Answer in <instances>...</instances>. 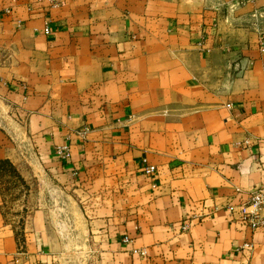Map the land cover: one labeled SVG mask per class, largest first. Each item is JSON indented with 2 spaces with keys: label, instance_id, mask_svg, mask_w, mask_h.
Here are the masks:
<instances>
[{
  "label": "crops",
  "instance_id": "obj_1",
  "mask_svg": "<svg viewBox=\"0 0 264 264\" xmlns=\"http://www.w3.org/2000/svg\"><path fill=\"white\" fill-rule=\"evenodd\" d=\"M0 47V160L27 186L20 144L63 196L69 261L264 264L238 220L264 183V0H0ZM21 191L15 227L0 186V264H63Z\"/></svg>",
  "mask_w": 264,
  "mask_h": 264
},
{
  "label": "rangeland",
  "instance_id": "obj_2",
  "mask_svg": "<svg viewBox=\"0 0 264 264\" xmlns=\"http://www.w3.org/2000/svg\"><path fill=\"white\" fill-rule=\"evenodd\" d=\"M4 55L5 48L0 47V66L2 65V61L4 60ZM6 112V108L0 102V126H2L3 128H6V119H4ZM15 143L17 144V141H15ZM18 146V153L23 152V155L25 157L24 161L26 168L31 170L30 173H26L27 175H25L28 182L27 186H29V189L31 190L30 193L32 195L30 196V204L33 205V201L38 197L39 193H37V189H39L40 196H42V198L46 197L47 201L50 204L48 214L52 226L57 231L59 238L64 240V243L67 244V247H65L64 249V251L66 252H64V254L62 255L63 264H69V262L73 261V263L76 264L78 261H75V259H73L75 256H72L73 260L69 261L70 254L68 253L70 234L73 230L77 229L76 224L71 223L69 219L71 211L68 207H64L65 200L63 201V196H59V194H57V191L54 194H51L48 191L47 180H44L42 172H40V170L38 169L37 164L33 159L32 152L25 149L23 150L20 144ZM32 175H34V177H32ZM0 186L4 195L3 201H5V203L2 204V213L6 216L7 220L12 221V225L16 227L19 224L16 223L17 218L15 217L19 213V211H16V206L18 204L17 201L21 200L19 199L22 192L21 184L18 183L12 176L7 174V168L5 167L4 171L2 170V172L0 173ZM59 217L60 220L58 221L57 219H59Z\"/></svg>",
  "mask_w": 264,
  "mask_h": 264
},
{
  "label": "built area",
  "instance_id": "obj_3",
  "mask_svg": "<svg viewBox=\"0 0 264 264\" xmlns=\"http://www.w3.org/2000/svg\"><path fill=\"white\" fill-rule=\"evenodd\" d=\"M51 1L55 3L58 0ZM57 154L65 156V153L61 150H57ZM153 170L152 166H148L145 168V174H151ZM238 220L251 230L264 227V183L248 192L246 203L239 213ZM187 228V223L180 226L181 231H185ZM124 241H126V238H124Z\"/></svg>",
  "mask_w": 264,
  "mask_h": 264
},
{
  "label": "trees",
  "instance_id": "obj_4",
  "mask_svg": "<svg viewBox=\"0 0 264 264\" xmlns=\"http://www.w3.org/2000/svg\"><path fill=\"white\" fill-rule=\"evenodd\" d=\"M5 167L7 168V174L12 176L18 183L21 184V186H23V188H26L25 183L16 173L14 167L7 160H0V173L2 172V170L4 171Z\"/></svg>",
  "mask_w": 264,
  "mask_h": 264
},
{
  "label": "water",
  "instance_id": "obj_5",
  "mask_svg": "<svg viewBox=\"0 0 264 264\" xmlns=\"http://www.w3.org/2000/svg\"><path fill=\"white\" fill-rule=\"evenodd\" d=\"M43 178H44V176H43ZM44 180H45V178H44ZM47 188H48V191H49L51 194L56 193V191H55L53 188H51V187L49 186V184H47ZM51 194H50V195H51Z\"/></svg>",
  "mask_w": 264,
  "mask_h": 264
}]
</instances>
